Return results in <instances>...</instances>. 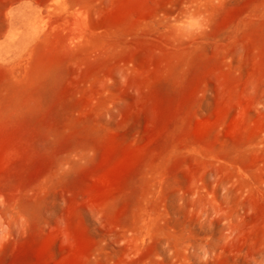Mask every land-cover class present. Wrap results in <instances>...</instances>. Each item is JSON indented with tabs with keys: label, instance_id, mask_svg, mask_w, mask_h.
I'll use <instances>...</instances> for the list:
<instances>
[{
	"label": "rangeland",
	"instance_id": "1",
	"mask_svg": "<svg viewBox=\"0 0 264 264\" xmlns=\"http://www.w3.org/2000/svg\"><path fill=\"white\" fill-rule=\"evenodd\" d=\"M0 264H264V0H0Z\"/></svg>",
	"mask_w": 264,
	"mask_h": 264
}]
</instances>
